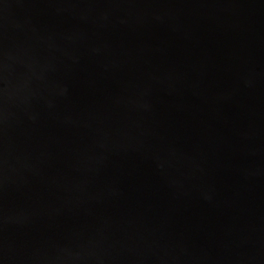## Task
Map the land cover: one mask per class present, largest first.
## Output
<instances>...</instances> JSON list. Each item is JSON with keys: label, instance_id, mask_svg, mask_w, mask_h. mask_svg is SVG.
Returning <instances> with one entry per match:
<instances>
[{"label": "water", "instance_id": "1", "mask_svg": "<svg viewBox=\"0 0 264 264\" xmlns=\"http://www.w3.org/2000/svg\"><path fill=\"white\" fill-rule=\"evenodd\" d=\"M0 264H264V0H0Z\"/></svg>", "mask_w": 264, "mask_h": 264}]
</instances>
